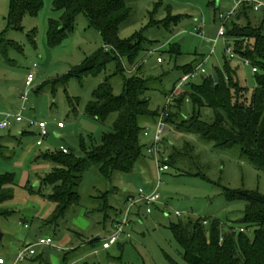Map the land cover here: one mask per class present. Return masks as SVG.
I'll list each match as a JSON object with an SVG mask.
<instances>
[{
    "label": "rangeland",
    "instance_id": "rangeland-1",
    "mask_svg": "<svg viewBox=\"0 0 264 264\" xmlns=\"http://www.w3.org/2000/svg\"><path fill=\"white\" fill-rule=\"evenodd\" d=\"M54 1L44 0L39 14L26 15L22 20L23 30H14L9 29L8 23L11 0H0V34H5L7 39L22 47V51L10 48L7 56L0 53V120L5 114L20 111L19 90L24 89L27 74L31 70L36 72L33 89L23 111L25 122L16 125L12 120L10 129L0 131V175L12 173L16 178L14 198L2 204L13 214L0 219V226L6 232V236L0 239V249L10 250L12 255L18 252L20 242V245H25L35 243L40 237H50L53 246H37L35 255L27 256L18 264H171L167 256L179 264H186L183 249L176 241L171 225L189 218L193 221L218 218L225 226L238 229L246 203L229 202L224 188L264 194V172L249 162L239 146L216 148L213 142L197 134L180 133L168 123L159 145L162 157L168 160L173 148L187 144L192 146L193 156L180 155L174 167L170 164L169 170L159 171L157 160L145 150L130 173L115 172L110 180H104L98 168L91 166L83 175L79 188L81 202L76 211L69 212L66 220L58 225L46 223L54 212L55 204L48 198L51 187L40 185V181L51 172L53 164L42 159L41 154L58 151L61 146L81 154L84 144H100L103 135L113 130L117 113L110 114L101 122L88 116L86 107L106 78L112 84L114 94L120 95L124 89V78L131 76L129 73H116V63L111 62L100 73L55 83L56 79L68 75L99 51L103 47V38L97 29L90 26L87 17L80 14L67 38L60 45L51 47L47 34L49 21L59 19L62 14L54 10ZM125 2L130 15L120 27V38L128 40L141 34L145 50L133 65L122 60L125 64L122 67L133 75L141 73L150 80L151 110L162 111L167 95L186 75L185 69L196 68L201 63L196 74L184 86L185 91L190 90L191 85H199L204 77L215 72V68L224 70L229 62L238 69V79L249 88L251 95L256 84L252 66L235 52L233 38L218 36L223 25L220 14L234 9V0ZM263 17L264 9L255 12L257 21H253V26L257 27ZM153 19L156 23H152ZM32 31L36 33L35 45L28 37ZM229 47L236 54L234 59L229 58ZM159 57L162 62L157 61ZM202 69L205 73L201 72ZM70 100L74 101V106ZM184 110L186 115H192L191 102L185 103ZM201 116L204 121L211 122L214 111L204 107ZM33 118L44 120L48 125L49 136L42 146L36 143L37 127L29 126ZM59 122L64 124L63 128H59ZM24 130L30 133L20 138ZM143 141L148 144L151 137H143ZM198 172L206 177L197 175ZM158 182L161 198L151 206V212L147 213L141 203L132 210L131 224L126 229L131 234L130 239L121 237L108 250L102 249L100 242L95 246L87 242L112 232L117 220L124 217L128 195L138 198L139 189L149 193ZM104 195H108L109 203L118 211L115 214L109 209L107 220L100 209V196ZM249 234L253 236V230ZM108 254L114 258L121 257V260L109 259ZM66 255L68 259L65 260Z\"/></svg>",
    "mask_w": 264,
    "mask_h": 264
},
{
    "label": "trees",
    "instance_id": "trees-1",
    "mask_svg": "<svg viewBox=\"0 0 264 264\" xmlns=\"http://www.w3.org/2000/svg\"><path fill=\"white\" fill-rule=\"evenodd\" d=\"M43 3L44 0H11L9 29L23 30V18L26 15L37 16ZM53 5L54 10L61 11L62 14L59 19L49 21L47 34L51 47L60 45L67 38L74 30L76 18L80 14L87 17L90 26L97 29L103 38V47L99 51L73 68L68 75L56 79L55 83H66L71 77L82 79L85 75L100 73L111 62L116 63V73L131 75L124 78V89L120 95L114 94L113 86L106 78L94 91L93 99L86 107V114L101 122L110 114L117 113L113 130L103 135L100 144H84L81 154L72 152L67 147L68 152L59 149L41 154L42 159L53 164L51 172L40 181V185L51 187L48 198L55 204L54 212L46 223L58 225L66 220L69 212L76 211L79 206L81 181L91 166L98 168L104 180H110L115 172L130 173L133 170L145 154V128L153 126L164 109H150V80L141 73L133 75V72L122 67L125 65L122 60L133 65L139 54L145 50L144 37L141 34L128 40L120 38V27L130 15V8L125 0H55ZM263 9L264 7L255 10L253 4L246 2L239 7L236 14L226 21L221 20L225 26V36L234 40L235 52L244 62H250L252 71L253 68L256 69L253 71L256 84L251 95L249 88L240 83L238 69L227 62L224 70L215 68L219 77L218 83L215 82L213 74H210L199 85H191L188 91L184 87L179 89L168 107L165 121L180 133L197 134L213 142L216 148L239 146L249 162L257 170L264 172V17L257 27L253 26V21H257L254 13ZM152 23L156 21L153 19ZM28 37L35 45V31ZM10 48L22 51L20 45L7 39L5 34H0V53L7 56ZM196 68L191 66L185 72L191 73ZM70 101L74 106V101ZM186 102L193 105L190 116L185 114ZM204 107L214 111L211 122L202 119L201 110ZM29 133L25 131L22 136ZM185 153L186 156L194 155L191 145L173 148L170 160L164 162L169 167H174L177 158ZM196 174L206 177L201 172ZM15 186L14 174L0 175V219L13 214V211L2 207V204L14 198ZM224 191L229 202L246 203L243 218L239 221L241 225L238 229L234 226L227 227L218 218L210 221L201 218L193 221L189 218L187 221L172 224L174 237L183 249L184 261L186 264H264V194L228 188H224ZM107 196H100V209L105 213V220L108 219L109 209L118 214ZM131 196L133 195H128L125 200L127 205ZM242 227L243 231L240 230ZM251 230L253 236L249 234ZM94 238L87 242L92 246L99 242L102 245V237ZM167 257L171 264H179ZM108 258L114 257L108 254ZM64 259H68V256ZM114 259L120 261L121 257Z\"/></svg>",
    "mask_w": 264,
    "mask_h": 264
},
{
    "label": "built area",
    "instance_id": "built-area-1",
    "mask_svg": "<svg viewBox=\"0 0 264 264\" xmlns=\"http://www.w3.org/2000/svg\"><path fill=\"white\" fill-rule=\"evenodd\" d=\"M235 7L231 11H229L226 14H220V19L222 21H226L230 16L236 14L237 10L243 3H250L254 5L255 10H260L264 7V1L260 0H234ZM218 36H225V26L224 24L219 28ZM108 49V48H107ZM228 53L230 58L234 59L236 57V54L232 51L231 47L228 49ZM158 62H162V58L159 57L157 59ZM246 64H250L248 60L245 61ZM202 63L191 73H188L184 75L181 78V81L179 85L176 86L174 92L170 93L167 96V103L165 105L164 110L162 111L158 121L153 126H148L144 130V136L145 137H151V141L147 144L146 152L148 155L152 156L154 159L158 162L159 171H166L169 170V165L164 162L165 159H162L161 154L159 152V145L163 141V135L166 130V127L168 124L165 121V117L167 116L168 107L170 103L175 98V93L182 89L190 80L191 77H193L196 74V71L200 68ZM36 67V64L34 65ZM135 70V69H134ZM253 71H256L255 68H253ZM202 73H205V70H201ZM36 79V72L34 70H31L25 79L24 83V89L20 92V100H21V109L17 113H8L6 114L1 120H0V131L8 130L11 128L12 120L14 124L19 125L25 122V117L23 114V111L26 110V104L29 99V94L33 89V84ZM29 126H36L38 129L37 133V145L42 146L44 144V140L49 136V130L48 125L46 121L44 120H37L35 118L31 119L29 121ZM59 128H63L64 124L62 122L58 123ZM149 127H152L153 130H150ZM60 150L63 152H68L67 148L64 146L60 147ZM159 188V182L156 184V187L153 188V190L149 193H145L143 189H139L138 191V198L131 196L128 200V207L125 211L124 217L119 219L118 222L115 224L114 229L112 232L109 233V235L102 238V245L101 248L104 250L110 249L113 245H115L121 237H125L126 239L131 238L130 232H127V227L130 226V215L132 213V210L137 206L141 205L143 207H146V212H151V206L154 205L156 202H158L161 198L160 192L158 191ZM178 215H180L178 213ZM241 231L244 230V228H240ZM37 246H53V240L50 237H40L35 243H29L25 245L22 249V251L18 254L16 261L14 264H18L19 262L25 260L27 256H33L36 254V247ZM5 260L0 257V264H4Z\"/></svg>",
    "mask_w": 264,
    "mask_h": 264
},
{
    "label": "crops",
    "instance_id": "crops-1",
    "mask_svg": "<svg viewBox=\"0 0 264 264\" xmlns=\"http://www.w3.org/2000/svg\"><path fill=\"white\" fill-rule=\"evenodd\" d=\"M20 91L21 90H19V93H20ZM18 112V111H17ZM16 112V113H17ZM6 115V114H5ZM25 131H27V130H24L19 136H20V138L21 137H24V136H22V134L25 132ZM29 132V131H28ZM38 133V132H37ZM36 133V134H37ZM0 229H1V231L3 232L4 230L1 228V226H0ZM6 232L4 231L3 232V238L6 236V234H5ZM105 237V236H104ZM21 243V242H20ZM20 243L18 244V252L17 253H15V254H12L11 255V253H10V250H4V249H0V257H2L4 260H5V263L4 264H9V263H12V264H14L15 263V261H16V258H17V256H18V254L22 251V249H23V247L25 246V245H27V244H21L20 245Z\"/></svg>",
    "mask_w": 264,
    "mask_h": 264
},
{
    "label": "water",
    "instance_id": "water-1",
    "mask_svg": "<svg viewBox=\"0 0 264 264\" xmlns=\"http://www.w3.org/2000/svg\"><path fill=\"white\" fill-rule=\"evenodd\" d=\"M213 77H214L215 82L218 83L219 82V77H218V74H217L216 71L213 73ZM2 238H3V233L0 230V239H2ZM100 238H101L100 236H97V237L94 238V240L95 239H100Z\"/></svg>",
    "mask_w": 264,
    "mask_h": 264
}]
</instances>
